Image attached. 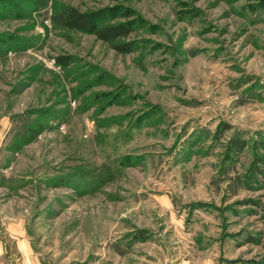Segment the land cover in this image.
<instances>
[{"label": "rangeland", "instance_id": "1", "mask_svg": "<svg viewBox=\"0 0 264 264\" xmlns=\"http://www.w3.org/2000/svg\"><path fill=\"white\" fill-rule=\"evenodd\" d=\"M20 238L31 264H264V0H0L11 264Z\"/></svg>", "mask_w": 264, "mask_h": 264}, {"label": "trees", "instance_id": "2", "mask_svg": "<svg viewBox=\"0 0 264 264\" xmlns=\"http://www.w3.org/2000/svg\"><path fill=\"white\" fill-rule=\"evenodd\" d=\"M52 23L67 28L77 30L82 33L94 35L98 40L114 41L118 38L127 37L131 28L127 23L107 24V25H93L90 24V18L85 13H79L73 8H66L53 15ZM115 49L121 53H128L131 51L129 44L117 45ZM55 63L58 67L65 68L71 62L70 58L56 57Z\"/></svg>", "mask_w": 264, "mask_h": 264}, {"label": "crops", "instance_id": "3", "mask_svg": "<svg viewBox=\"0 0 264 264\" xmlns=\"http://www.w3.org/2000/svg\"><path fill=\"white\" fill-rule=\"evenodd\" d=\"M16 250L20 257L18 259V262L12 264H31L32 252L30 245L28 244L26 239L20 238L18 243H16ZM7 254L8 251H6V249L3 247V243L0 241V264H11V260L9 259V257H7Z\"/></svg>", "mask_w": 264, "mask_h": 264}]
</instances>
